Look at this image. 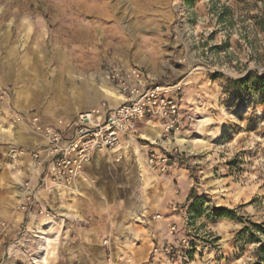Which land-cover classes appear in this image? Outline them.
I'll list each match as a JSON object with an SVG mask.
<instances>
[{"label": "rangeland", "instance_id": "1", "mask_svg": "<svg viewBox=\"0 0 264 264\" xmlns=\"http://www.w3.org/2000/svg\"><path fill=\"white\" fill-rule=\"evenodd\" d=\"M262 21L264 0H0V215L11 224L9 238L0 241V264H41L42 257L46 264H104L103 237L86 230L104 224L89 213L94 179L76 197L52 195L48 219L37 214L44 193L28 221V211L17 209L20 184L27 177L36 182L28 172L36 139L13 116L51 121L74 118L80 108L115 107L119 101L101 89L102 71L112 63L141 67L155 84L181 83L185 116L170 143L153 145L171 154L167 173L150 170L137 143L120 161L96 155L100 173L129 176L130 209L108 221L132 228L121 264L252 262L255 240L264 241L254 228L264 229ZM181 186L188 189L184 199ZM170 202L180 211L171 212ZM138 212L163 217L149 216L154 240ZM171 215L193 251L187 261H150L152 241L166 238L162 220ZM74 224L81 245L70 243ZM243 227L253 238L239 233Z\"/></svg>", "mask_w": 264, "mask_h": 264}, {"label": "built area", "instance_id": "2", "mask_svg": "<svg viewBox=\"0 0 264 264\" xmlns=\"http://www.w3.org/2000/svg\"><path fill=\"white\" fill-rule=\"evenodd\" d=\"M102 74L121 97L115 107L87 110L74 118H56L52 123L44 122L36 114H14L13 121L26 124L36 139L28 167L36 182L33 184L27 177L20 184L18 210H28L41 193L74 195L80 183L93 182L86 174V167L97 151L120 161L130 143L136 142L150 170L159 173L170 170L171 154L153 145L157 140L171 141L181 131L185 121L183 85L155 84L143 68L122 63L107 65ZM149 124L160 129L159 137L153 142L141 132V126ZM169 206L171 212L180 211L177 203ZM37 214L48 219L50 210L39 205ZM160 218V215L153 217ZM10 233V222L0 215V241H6ZM101 242L106 253L105 264H121L125 260L123 253L116 254L111 235H105ZM190 251H193L191 241L178 236L177 225L171 222L166 238L153 242L148 258L154 261L164 256L168 262H181L188 260Z\"/></svg>", "mask_w": 264, "mask_h": 264}, {"label": "crops", "instance_id": "3", "mask_svg": "<svg viewBox=\"0 0 264 264\" xmlns=\"http://www.w3.org/2000/svg\"><path fill=\"white\" fill-rule=\"evenodd\" d=\"M102 86L101 89L103 92H105L114 102H118L120 99V95L118 93V97L119 98H113L111 97L107 91H104V89L102 88L104 87H111L114 88L116 91L117 89L108 81L106 80L104 77H102ZM112 86H111V85ZM84 100H86L88 102V104H92L94 102L90 101V97L85 94ZM87 110V108H80L77 113H79L80 111H84ZM44 122L46 123H52L54 121H46L44 119H42ZM20 126H23L22 124H20ZM141 128L143 129V133L146 137H152L155 132H159L160 133V129L157 126H153V125H148V126H141ZM155 131V132H154ZM153 133V134H152ZM136 142H132V144H134ZM138 144V143H137ZM110 155L104 151L101 152H95L91 158V161L89 163V165L86 167V174L88 175V177H90L91 179L95 180V188L92 187V189H90V197H92L90 200L87 198L86 200H89L90 202V211L89 213L91 214L92 212L94 214H97L99 216V220H96L94 218V220L96 221H104L103 225L98 226V225H90L88 228H86L87 232L92 234H97V236H102L104 237L105 235L111 234L112 238L114 239L115 245H116V254L118 253H123L124 252V246L125 244H129L134 236H131V232H129V230H131L132 228L130 227V224L127 225L126 227L120 225V224H116V223H108V221L110 220V218H113L115 215L120 216L122 214H124L126 211H129L130 209V187L128 186L129 183V176L126 174H123L122 176H116L114 174H110V173H100L101 170V166H100V160L98 159V155L100 156L99 158H104L105 156ZM97 155V156H96ZM96 156V157H95ZM144 156V154H143ZM106 161V160H105ZM108 161V160H107ZM103 171V170H102ZM20 177H18L19 180ZM91 185V184H89ZM83 186H88L87 184H83L80 183L79 189L80 187ZM94 186V185H91ZM109 192V195L106 197V193ZM18 193H20V187L18 188ZM188 194V189L184 186H181V192H180V199H184L185 196ZM56 195V194H53ZM40 196V195H38ZM37 196V198H38ZM41 196L44 197L43 200H41V203L43 206H45L46 208H51L50 206V199L51 197H53L52 195H46V194H42ZM56 196H62L64 198L67 197H76L78 195L74 194V195H65L63 193H60ZM70 197V198H72ZM36 198V199H37ZM92 200H93V206H92ZM173 202H178L176 199H172ZM171 203V202H170ZM168 203V204H170ZM36 206V202L34 201L32 206ZM30 206L29 209L27 210L28 213V217H27V221L28 218L33 214L32 211H34V207ZM92 206V208H91ZM37 207V206H36ZM33 208V209H32ZM30 209H32V211H30ZM139 214H137L139 219H142V223L144 224V226H146V228L148 229L149 233H147L146 237L148 239H150L151 237L153 238L152 240H154V237L156 236V234L153 232V229H151V227H149L150 224V218L149 216H151L152 218L156 215H160V214H153V215H145L142 214L143 212H138ZM2 215V214H1ZM140 215V217H139ZM3 216V215H2ZM35 217V215H33ZM161 217V215H160ZM19 218V216L17 217ZM161 219H163V217H161ZM172 215L171 217L167 218L166 220H162V222H164L165 228L166 230L168 229L169 225L172 222ZM114 220V219H113ZM33 221H35L33 219ZM77 221V220H76ZM154 221L157 222H161L160 219H154ZM44 222V221H43ZM35 224H37L35 222ZM40 224V223H39ZM15 225V229H16V233H14V239H17L19 233H20V229H19V222H14ZM75 233H73L71 236H69V240L70 243L72 244H76V245H81L83 244V234L82 233H77V230L79 231L80 229L76 228V225L74 224V229ZM151 240V241H152ZM129 242V243H128ZM153 243V241H152ZM101 255L103 257V261L105 264V249L102 246V250H101Z\"/></svg>", "mask_w": 264, "mask_h": 264}, {"label": "trees", "instance_id": "4", "mask_svg": "<svg viewBox=\"0 0 264 264\" xmlns=\"http://www.w3.org/2000/svg\"><path fill=\"white\" fill-rule=\"evenodd\" d=\"M193 1L194 0H186V2L188 4H191ZM260 29H261V31H264V21L261 22ZM192 194H193V190H190L188 196L192 197ZM219 211L225 212L223 214L228 215V216L232 212V211L226 210L224 208H220ZM254 228L258 229L260 232H262V234H264V229L261 226L254 225ZM246 232H248V227H243L239 231L240 234H243ZM248 235H250V238H253L252 232H248ZM255 241L258 242V245L255 247L254 252H253V261L250 262L249 264H264V241H262L260 239H256Z\"/></svg>", "mask_w": 264, "mask_h": 264}, {"label": "bare ground", "instance_id": "5", "mask_svg": "<svg viewBox=\"0 0 264 264\" xmlns=\"http://www.w3.org/2000/svg\"><path fill=\"white\" fill-rule=\"evenodd\" d=\"M105 78V77H104ZM106 79V78H105ZM107 80V79H106ZM103 89H104V91H107V93L111 96V97H113V98H119L118 96V91H116L114 88H111V87H102ZM121 98V97H120ZM85 111H87V110H84V111H80L79 113H81V112H85ZM23 125V124H22ZM155 132V131H154ZM153 134V133H152ZM143 137H145V138H147V139H150L152 142L153 141H155L158 137H159V132L157 133V132H155V134L152 136V137H146L144 134L142 135ZM176 140H177V142L178 143H182V142H184L185 140L183 139V138H181V137H178V139H177V137H176ZM171 141H167L166 142V144H168V143H170ZM40 263L41 264H46L47 263V261H46V258L45 257H42L41 258V260H40Z\"/></svg>", "mask_w": 264, "mask_h": 264}]
</instances>
